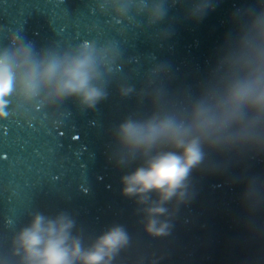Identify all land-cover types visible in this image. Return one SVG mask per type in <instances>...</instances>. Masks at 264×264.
Here are the masks:
<instances>
[{
    "label": "clouds",
    "instance_id": "obj_1",
    "mask_svg": "<svg viewBox=\"0 0 264 264\" xmlns=\"http://www.w3.org/2000/svg\"><path fill=\"white\" fill-rule=\"evenodd\" d=\"M123 8L116 4L113 10L120 15ZM150 14L160 19L165 10L156 6ZM241 19L238 38L195 99L158 107L146 119L127 118L117 126L118 165L140 161L121 177L122 195L141 206L144 231L153 237L169 234L170 223L160 219L168 211L165 205L174 199L187 202L189 178L206 155L264 157V0H253ZM9 45L0 51V118L13 99L27 105L71 98L88 109L106 99L101 64L109 58L108 50L90 41L64 52H38L26 39H10ZM131 91L122 88L121 95ZM257 183L253 177L242 189L250 209L257 203ZM74 227L66 213L49 217L36 212L13 236V255L18 264H112L130 243L124 226L113 225L85 247Z\"/></svg>",
    "mask_w": 264,
    "mask_h": 264
}]
</instances>
